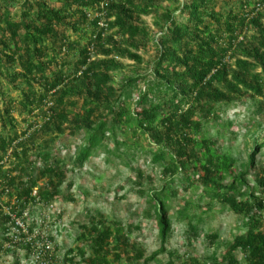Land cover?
Instances as JSON below:
<instances>
[{"label":"trees","instance_id":"obj_1","mask_svg":"<svg viewBox=\"0 0 264 264\" xmlns=\"http://www.w3.org/2000/svg\"><path fill=\"white\" fill-rule=\"evenodd\" d=\"M1 1L2 201L20 213L36 204L72 201L70 171L80 170L100 150L132 158L139 151L150 154L167 178L160 189L140 191L146 215L158 225L159 247L147 254L131 239V228L96 211L80 225V260L264 264V165L257 161L264 149V0H168L165 6L163 0ZM155 9L151 33L141 16ZM150 41L155 52L148 71L116 83L113 74L126 68L118 58L142 64L139 51H147ZM242 103H250L263 129L252 136L244 169L237 171L236 158L222 149L209 125ZM76 135L81 138L70 167L58 140ZM134 170L142 185L144 172ZM178 174L185 190L202 188L198 202L189 196L175 203ZM205 196V212L221 204L241 218L242 231L220 255L181 257L168 249L174 222H184L189 240L200 237L202 217L194 207ZM0 218L11 222L1 205ZM218 237L206 234L210 246ZM74 252L70 249L62 264H77ZM165 253L163 263L158 256Z\"/></svg>","mask_w":264,"mask_h":264},{"label":"rangeland","instance_id":"obj_2","mask_svg":"<svg viewBox=\"0 0 264 264\" xmlns=\"http://www.w3.org/2000/svg\"><path fill=\"white\" fill-rule=\"evenodd\" d=\"M169 3L163 0L162 5ZM2 1L0 0V5ZM157 9L153 14L141 16L142 21L150 28L151 33L156 32L153 20ZM155 52L153 41L148 44V50L139 51L142 55L143 63L138 64L127 58H118V61L126 65V68L113 74L114 81H120L135 74L146 73L151 65ZM14 96L16 92L12 93ZM1 105V104H0ZM261 118L254 112L250 103L232 104L222 112L221 117L216 120V124L209 125V131L215 137H218L219 143L223 150H229L236 158L237 171L244 169L242 163L246 161V149L250 145L253 135L261 136L263 129ZM24 125V124H23ZM219 131V134L217 133ZM80 135L66 136L58 140V145H64L61 155L68 161L71 167L70 157L75 153L76 146L80 143ZM144 147H148L142 142ZM112 148L113 143H109ZM124 151V148L121 149ZM127 153V152H126ZM258 165H264V149L257 156ZM131 162V166H128ZM10 162L5 164L8 169ZM135 167H139L145 174L142 185L135 182ZM255 170H251L248 179L252 185ZM73 179L74 186L71 193L74 200L59 199L49 205H32L27 223L31 233L40 231L46 233L50 240L49 255L53 264H62L64 258L70 249H74L77 258V264H85L80 260L77 249L83 244L77 236L81 232L80 225L89 220L90 214L101 211L106 217L115 218L131 228V239L138 241L145 249L147 254L156 250L159 245L158 225L152 216L146 215L147 203L144 193L150 189H160L166 182L167 178L162 176L160 165L153 164L150 154L136 152L133 158L128 153L123 157H117L114 154L107 155L100 150L96 155L91 157L85 165L79 170L68 173L66 183ZM66 183L63 189H66ZM187 183L182 174L176 176L174 186L178 188L176 202H184V198L192 196L198 202L199 193L202 188L196 190H185ZM208 197L195 205L196 213L202 217L200 222L201 235L198 238L193 237L189 240L186 233L184 222H174V232L168 243V249L176 251L181 257L197 256L204 259L213 252L220 255L225 251L227 244L233 240L235 235L239 234L242 229L241 218L231 212L229 209L222 208L221 204L215 203L213 209L205 212L207 209ZM5 226L8 227L6 231ZM12 224H5L3 218H0V264H31V249L23 242H11ZM217 232L219 237L213 246L209 245L206 238L207 233ZM12 243V246H9ZM241 256V254H239ZM167 253L158 256V259L165 263ZM158 264V263H152Z\"/></svg>","mask_w":264,"mask_h":264},{"label":"built area","instance_id":"obj_3","mask_svg":"<svg viewBox=\"0 0 264 264\" xmlns=\"http://www.w3.org/2000/svg\"><path fill=\"white\" fill-rule=\"evenodd\" d=\"M103 25V23H101ZM0 205L3 208V212L10 216L12 224V236L11 242L21 243L28 245L31 249V264H53L51 255H49L50 240L48 235L43 232L31 233L27 220L29 219V209H24L21 213L14 211L11 205H6L0 196ZM9 246H12L10 243Z\"/></svg>","mask_w":264,"mask_h":264}]
</instances>
